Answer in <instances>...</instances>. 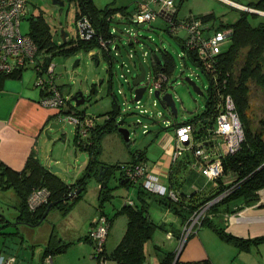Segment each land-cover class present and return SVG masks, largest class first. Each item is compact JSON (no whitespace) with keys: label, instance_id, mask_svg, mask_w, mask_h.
I'll return each instance as SVG.
<instances>
[{"label":"trees","instance_id":"1","mask_svg":"<svg viewBox=\"0 0 264 264\" xmlns=\"http://www.w3.org/2000/svg\"><path fill=\"white\" fill-rule=\"evenodd\" d=\"M65 1L74 3L76 7L75 24L80 19L86 18L94 35L88 39L81 38L78 35L74 39H66L65 42L62 41L61 44H56L53 40L50 26L45 22L42 14H34L30 18L31 26L29 34L37 45L39 53L45 51L53 55L70 56L77 54L81 50L89 52L94 46H99L100 39L109 40L114 36L110 33L111 22L108 20V17L118 11L124 14L128 12L127 7L110 8L107 6L105 8H98L93 0ZM247 7L264 12V0H258L256 3L248 5ZM257 16L258 14L256 13L242 10L240 17L234 24L227 27L220 25L215 28V30L231 28L232 35L230 37L229 47L225 51L219 52L215 59L214 75L205 73L195 55L192 52L186 51L184 58L200 67L209 82V90L206 109L202 114H199L191 120L180 123L174 122L173 124L177 126L182 123H191L195 128L193 131V146L183 151L189 152L192 160L182 158L178 161L177 166L171 167L169 173L168 182L173 188L170 187L168 189L175 193L176 200H172L167 195L160 197L150 194L141 186L135 185L130 181L121 183L125 179V168L129 165L144 164L141 160L142 152L138 154L139 156L132 153L131 163L122 166L108 165V172L105 178L100 181L102 187L99 196V215H104L110 224L111 218L104 213L103 205L105 204V200H111L113 197V189L108 187V181L116 170H119L117 180H120L116 187L121 185L135 187L136 199L132 201V204L126 202L116 212V214L122 213L126 216L127 224L119 243L105 257L115 260L117 264H145L146 243L152 239L156 229H164L162 225H157L152 220L148 211L150 201H156L163 205V207L172 210V212L180 216L183 225H185L188 218L195 211L221 195L222 197L211 204L206 210L200 227L208 226L224 241L235 244L240 249L245 250L248 248L249 240L237 238L225 232L224 228L217 223L215 217L223 213H235L246 206L257 203L259 201V192L264 190V121L261 122L260 128L253 129L247 114L249 109V83L253 82L256 86L264 89V20H259L255 23L254 21L257 19ZM200 18L204 21H212L213 15L210 13L202 15ZM177 43L184 51L186 50L180 39L177 40ZM102 53L103 57L108 58L111 78L113 57L110 52L102 51ZM154 54L152 69L156 72H163L170 77L175 68V61L172 55L168 51L161 50V55L157 54L159 57V60H157ZM49 64H51V58L45 57L43 67L46 68ZM19 75L0 74V88L6 78H15L19 77ZM109 88H111V85ZM94 93L95 89L92 88L88 98ZM227 94H230L233 98L235 110L242 123L244 138L236 152L221 155V174L212 180L213 186L207 192L192 190L187 193L180 191L179 187L181 183L176 179L177 175L185 172V169H188L187 166L192 165L193 162L196 166L205 165L207 159L212 160L215 154L219 152L218 142L212 137V130L216 115L221 110L223 97ZM76 112L80 115L85 114L84 111ZM119 112V106L114 96L112 109L101 116H97L100 118L108 115V119H101L102 122L100 123L96 122L88 137V142H91V144L85 147L82 144H77V137L73 139V145L77 146V150L87 152L91 157V161L72 184L64 183L47 167L41 165L33 154L28 157L21 171H14L6 165H0L1 188L3 190L13 189L20 200V204L17 207V221L27 226H36L43 217L48 204L54 203L51 209L60 205L65 208L69 203L68 201H72L73 204V200L82 196L89 181L93 178L97 179L98 167L102 164V161L99 159L101 154V139L107 134L118 132L116 117L119 115ZM161 129L165 130L167 128ZM200 145L206 148V153L208 154L206 160L203 157H197L195 155V150ZM199 171L204 176L200 167ZM40 187H44L49 191L48 202L35 211H30L27 206V199L34 189ZM77 190H81L80 193L70 197ZM47 215L43 221L47 218ZM51 237L53 238L54 234ZM87 239L89 238L87 237ZM261 241H264V238L255 239L253 242L258 243ZM69 245L70 243L63 242L58 245L53 244L50 248H45V257L62 253ZM154 250L159 259V264L172 263L174 253L164 251L158 246H155ZM200 264L209 263L205 261L200 262Z\"/></svg>","mask_w":264,"mask_h":264},{"label":"rangeland","instance_id":"2","mask_svg":"<svg viewBox=\"0 0 264 264\" xmlns=\"http://www.w3.org/2000/svg\"><path fill=\"white\" fill-rule=\"evenodd\" d=\"M64 5L53 4L52 0H28L27 15L20 22V29L23 34L30 30L31 16L42 14L45 22L50 26L53 40L56 44H61L60 32L63 30L68 33L67 39H74L81 36L76 20V7L74 3L65 0ZM144 0H93L98 8H118L127 7L132 10ZM243 5H251L258 0H232ZM178 7V18L200 17L205 14H212V25L225 27L234 24L241 15V9L223 0H175ZM159 8V6H158ZM246 11V10H244ZM256 19V18H255ZM264 20V15L258 14L255 23ZM110 30L115 37L111 43V55L113 57L112 75L110 78L109 61L103 57L100 46H94L89 52L84 50L70 56L53 55L43 52L44 59L51 58V64L54 66L55 84L59 87L62 94L69 98V103L64 106V111H84L87 116H101L112 109L114 96L119 106V115L116 122H120L119 128H127L129 131V140L125 141L117 133L105 135L101 143V154L99 159L106 165L122 166L132 160V153L144 151L148 148L153 150L156 132L160 128H174V122H184L202 114L206 109V100L208 97L209 82L200 67L194 65L184 58V50L177 43L178 39L184 38V32L177 30L168 32L161 20L157 19L152 24L134 25L129 23L111 22ZM178 38V39H177ZM132 42V43H131ZM230 45V40L221 42L218 51H225ZM116 48V49H115ZM161 50L168 51L175 61V68L170 75L168 84L165 86L162 94L172 95L177 110V116L167 109L163 108L154 96V91H146L139 103L134 101L133 79L139 73V63L145 66L147 73L151 71L153 54L161 55ZM91 54H95L92 56ZM132 55V58H130ZM43 59V62H44ZM78 61L76 66L74 63ZM98 61V62H97ZM25 74H32V82L36 86L37 73L31 67L23 71ZM189 78L202 91L198 94L185 81ZM101 80V83H99ZM111 85V88L109 86ZM36 88H39L36 86ZM95 93L91 94L90 102L75 107L72 97L81 92L87 99L91 89ZM248 118L253 129L260 128L264 121V89L256 86L253 82L249 83V109ZM51 123L47 126V133L44 134L45 142L40 150V163H46V159H52L49 166L54 165L59 177L70 180L77 169L82 165L79 160L81 152L75 155L73 149L67 146L61 131L65 129L51 128ZM71 135L76 137L75 127L71 130ZM67 169V170H66ZM67 172V173H66ZM119 176V170L111 176L108 181V187L115 184L114 177ZM100 183L99 180L93 181ZM113 197L111 201L105 200L107 213L111 214L112 206L120 201V197L125 195L124 188L119 186L112 188ZM16 195L14 190L8 192L0 189V256H9L8 254H18L22 258L21 252L27 250L29 253V264L31 257L37 255L34 251L37 246L31 243H39L45 235H52V227L61 232L65 221L70 220L71 225L79 227L83 213L80 208L74 209L72 201L64 208L62 205L54 207L47 215L43 223L36 226H27L21 224L14 217ZM72 204V205H71ZM114 204V205H112ZM153 202L148 207V211L154 215H165L167 217L168 228H180V216L165 207H160ZM78 207V206H77ZM116 207V206H115ZM112 233L108 235L105 249L108 255L118 242L127 224V218L122 213H115L111 216ZM2 220V221H1ZM66 225V224H65ZM70 226V225H69ZM55 229V230H56ZM125 232V231H124ZM154 234V233H153ZM155 238H165V231L156 229ZM152 238H154L152 236ZM153 239L145 245L146 263H152L156 258V252L153 249ZM68 243V240H64ZM80 246V245H79ZM42 248H46L42 246ZM78 245L70 244L56 260V264H82L76 256ZM21 250V251H20ZM94 246L92 245V253ZM95 264H103L92 254L89 256ZM23 259V258H22ZM105 264H117L115 260L105 257Z\"/></svg>","mask_w":264,"mask_h":264},{"label":"crops","instance_id":"3","mask_svg":"<svg viewBox=\"0 0 264 264\" xmlns=\"http://www.w3.org/2000/svg\"><path fill=\"white\" fill-rule=\"evenodd\" d=\"M223 1L239 8H248V5H243L232 0ZM212 27L214 29L216 28L215 26ZM180 40L182 41L183 38ZM32 79V74L24 75V73L21 72L19 77L6 78L0 88V165H6L14 171H21L31 154H33L40 162L39 154L41 146L45 142L44 134L48 132L47 126L50 123L52 125L58 122L54 110L45 108L39 104V100L42 97V91L34 86ZM100 122H102L101 117L98 120V123ZM174 128L171 127V129L165 130L160 128L156 132V138L153 141L155 148L153 150L148 148L144 151L134 152L137 156L142 152L141 160L148 167L150 172L158 177L159 182L167 188H173L168 182L171 167L173 168L175 165L177 166L178 161L182 158L192 160V156L187 151L183 152V154L178 157H174L176 150ZM46 160L45 164H40L49 169L52 159L50 160L47 158ZM87 160L86 157V160L82 162V165L77 169L69 181L59 177L58 172L53 174L57 175L64 183L72 184L86 166ZM128 163H131V160ZM199 167L200 166H196V164L194 165L193 162L192 165L187 166L188 169H185V172L181 174L178 173L179 175H177L176 179L181 183L179 187L180 191L189 193L192 190H198L205 193L211 188V186H213L212 180L201 175ZM117 179L118 177H115V184L109 188H117L116 186L120 182V180ZM95 180L96 178L91 179L86 185V189L82 196L73 200L74 209L80 208L83 213L79 227L73 224L71 225V223H69L70 220L65 221L62 219L66 225L63 224V230L61 232H59L54 226L52 227V234H54L53 238L51 237V234H47L43 239L39 240V243H31L32 246L40 245L34 250L37 255L33 254L30 264H56V260L62 253H57L51 257H45V248H42V246L50 248L53 244L58 245L63 243L64 240H68V243L71 245H78L79 248L76 249L78 250L76 256L82 264H95V262L89 258L91 254L93 255V244L89 239L86 240L94 221L98 218L100 213L98 206L102 185L101 183H94L93 181ZM121 187L124 188L126 194L120 197L121 199L118 204H115L116 207L112 206L113 210L111 211V214L107 213L108 208L105 204L103 205L104 213L110 218L112 214H115L125 205L127 200L131 199L132 201H135L136 199L135 187H127L123 185H121ZM0 189L3 190L1 186ZM9 190L11 189H7L6 192ZM153 202H155L156 205L163 207V205L153 200L150 201L149 206L152 205ZM14 204V217L16 218L18 214L17 207L20 204L17 195ZM149 214L155 224L164 227V229L159 230L165 231L166 234L165 238L161 241L160 238H155V235L157 234L154 232V238H152L153 249L155 246H158L164 251L174 253V258L171 264H173L174 260L175 264H200V262L205 261L209 264H264V241L258 243L253 242L255 239L264 238V190L259 192V201L257 203L246 206L238 212L230 214L223 213L215 217L217 223L224 228L225 232L237 238L249 240L248 248L245 250L240 249L235 244L224 241L208 226L199 227L193 234L185 239L181 246L180 239L184 227L182 219H180L181 226L179 229L175 227L171 228V226L168 228V219L165 215H154L151 211ZM43 222L44 221L41 223ZM111 223L112 221L110 222L108 235L113 232V230L111 231ZM124 231L118 242L115 243L113 249L119 243ZM113 249L109 252L111 253ZM107 252L108 251L105 249V255H108ZM21 254H23V259L18 257L19 253L16 255L13 253L8 255L15 257L16 261L14 264H29L28 260L30 256L27 250H23ZM1 257L4 256H0V258ZM151 261L152 263L146 264H159L157 255L156 258H153Z\"/></svg>","mask_w":264,"mask_h":264},{"label":"built area","instance_id":"4","mask_svg":"<svg viewBox=\"0 0 264 264\" xmlns=\"http://www.w3.org/2000/svg\"><path fill=\"white\" fill-rule=\"evenodd\" d=\"M27 6L28 0H0V74L14 75L20 74L30 67L34 69L37 73L35 85L42 91L39 104L45 108L54 110L58 121L64 120L72 124V127L76 129L78 138L86 140L99 118L63 110L64 106L69 103V98L64 96L55 84L54 66L49 64L46 68L43 67V53H39L37 45L29 32L26 34L21 32L20 22L27 15ZM241 8L247 11L250 10L246 7ZM127 11L125 14L120 11L115 12L108 17V20L113 23L124 22L143 26L147 23L152 24L159 19L170 33L182 30L185 34L182 40L186 49L184 56H186V51L192 52L204 72L214 75V63L219 53L218 46L221 42L230 40L232 35L231 28L215 30L212 27L211 21H204L200 17L179 19L178 7L175 0H144L138 7ZM110 33L112 34V31ZM89 37L91 36L87 34L85 39ZM114 40L115 37L109 40L100 39L99 46L102 51L111 53L109 45ZM130 58H132V55H130ZM169 78L163 72H156L154 69H151L149 73L146 71L143 85L146 86V91L150 93L153 90H159L162 94V91L168 84ZM101 119H108V115L101 117ZM174 127L176 141L174 157H177L188 147L193 146V131L195 128L191 123H182ZM212 137L218 142L219 146V152L215 154L212 160L207 159L208 154L205 147L200 145L195 150L197 157L207 159L205 161L206 164L200 166V170L210 180H214L221 174V155L236 152L244 138L242 123L235 110V104L230 94L223 97L221 110L215 118ZM124 177L135 185L141 186L150 194L160 197L167 195L172 200H176L175 193L162 185L158 177L150 172L145 164L129 165L125 168ZM221 197L222 195L208 202L188 218L182 230L181 246L185 239L200 227L201 220L208 207ZM48 198L49 191L46 188L40 187L34 189L27 199L28 209L35 211L40 206L46 204ZM127 203L132 204V200H127ZM109 228L110 224L107 218L104 215H99L88 233L89 240L94 244L93 256L103 264H105L104 245ZM15 261L14 256L0 258V264H14Z\"/></svg>","mask_w":264,"mask_h":264},{"label":"water","instance_id":"5","mask_svg":"<svg viewBox=\"0 0 264 264\" xmlns=\"http://www.w3.org/2000/svg\"><path fill=\"white\" fill-rule=\"evenodd\" d=\"M52 2H53V4H57V5H60V6L64 5V1L63 0H52ZM248 11L252 12V13L264 15V12H260V11H257V10L250 9ZM78 28H79V30L81 32L82 38H86L87 34H89L90 36L94 35V32L91 29L90 25L87 23L86 18L80 19V21L78 22ZM60 37H61L62 41L65 42L67 37H68V33H66L63 30H61ZM154 57L157 60H159V57H158L157 54H154ZM77 63H78V61H76L73 66H76ZM138 68H139V73L137 74V76L132 81V85L135 87L134 90H133L134 101L135 102H139L142 99L144 93L146 92V86L143 85V82H144V79H145V74H146V69H145V66L142 63H139V67ZM185 81L193 88V90L195 92H197L198 94H202V91L196 86V84L193 81H191L189 78H185ZM99 83H101V80H100ZM154 96H155V98L158 100V102L160 103V105L163 108H167L173 114L174 117L177 116V110H176V106H175V101H174V99H173L171 94H169V93L161 94V92L159 90H156L154 92ZM72 100L75 103V107H78L80 105H83L85 102H90L91 99L90 98L86 99L84 97L83 93L79 92V93L75 94L72 97ZM120 123H121V121L118 122L117 125L119 126ZM51 128H54V129H65V131H61V133L63 135L64 141L68 142L67 146H70L73 149L74 155L76 154V152L79 151V150H77V146L73 145V139L75 137H73L71 135V130L73 128L72 124H70L69 122H65L64 120H60V121L52 124ZM118 132L122 135V137H123V139L125 141L129 140V131H128L127 128H121V127L119 128L118 127ZM76 137H77V144H82L85 147L89 146L88 138L86 140H83V139L78 138L77 135H76ZM79 152H81V151H79ZM86 157H87L88 160H87V164L84 167V169L87 167L88 163L91 161V157H90V155L87 152L82 151L81 152V156L79 157V160L84 162L86 160ZM49 170L52 173H56V172H60L61 173L62 172L61 170H57L54 165L50 166ZM107 172H108V165H106L104 163L100 164V166L98 167V171H97V179L99 181H102L105 178ZM81 173H80V175H81ZM114 180H115V177H114ZM124 181H128V180L125 178L124 180L121 181V183H123ZM80 191L81 190H77L76 192H73V194H71L70 197H72V196H74L76 194H79ZM53 205H54V203L48 204L47 209H46L45 213L43 214V217L40 219V221L37 223V225H39L43 221V219L49 213V211H50V209H51V207ZM173 264H175V260H174Z\"/></svg>","mask_w":264,"mask_h":264},{"label":"flooded vegetation","instance_id":"6","mask_svg":"<svg viewBox=\"0 0 264 264\" xmlns=\"http://www.w3.org/2000/svg\"><path fill=\"white\" fill-rule=\"evenodd\" d=\"M78 24V23H77ZM81 33V32H80ZM81 38H82V36H81ZM85 39V38H84ZM92 56H94L95 54H91Z\"/></svg>","mask_w":264,"mask_h":264},{"label":"clouds","instance_id":"7","mask_svg":"<svg viewBox=\"0 0 264 264\" xmlns=\"http://www.w3.org/2000/svg\"><path fill=\"white\" fill-rule=\"evenodd\" d=\"M247 11V10H246Z\"/></svg>","mask_w":264,"mask_h":264}]
</instances>
